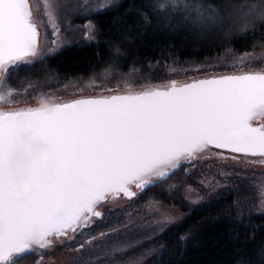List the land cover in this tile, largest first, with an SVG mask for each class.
Listing matches in <instances>:
<instances>
[{
    "label": "snow or ice",
    "instance_id": "1",
    "mask_svg": "<svg viewBox=\"0 0 264 264\" xmlns=\"http://www.w3.org/2000/svg\"><path fill=\"white\" fill-rule=\"evenodd\" d=\"M114 0H104L108 8ZM158 28H187L204 35L223 23L218 10H206L189 0H151ZM45 15L52 28V39L41 45L40 24L36 22L30 0H0V101L10 99L16 89L8 85L11 72L34 60L52 59L67 43L60 37L55 7L44 0ZM99 10V9H98ZM140 12L139 9H137ZM264 18L253 4L232 23L242 21V29L254 28ZM174 21V22H173ZM138 23L152 24L147 12H140ZM88 41L97 39L91 20L85 25ZM244 53L228 65L232 71L178 81L171 79L140 92L80 95L69 100L54 98L51 110L37 106L0 107V158L18 147L16 133L26 129L34 138L46 141L53 149L52 175L36 184L32 195L16 202L3 193L11 183L0 181V264H19L26 254L51 249L56 243L85 237L73 252L96 259L123 253L141 242L132 219L123 225L106 227L92 234L85 231L98 220L105 221L104 205L120 197L131 199L149 187H156L186 163L210 159L247 164H264V67L244 70ZM255 158V159H253ZM187 171V169H185ZM235 172L220 171L224 183ZM210 189L223 187L220 180L203 179ZM169 185V188H176ZM183 200L197 205L205 200L200 189L186 181ZM175 197V193H169ZM260 204L254 210L264 213V186ZM159 202L148 206L154 207ZM174 207V206H173ZM235 208V217L233 216ZM226 220L243 224L245 216L237 198L225 204L220 214ZM153 231L182 226L183 216L158 213ZM109 224L111 221L108 222ZM235 231V229H233ZM192 229L180 237L187 240ZM264 254V249H262ZM41 255L36 264H43ZM77 264V258H73Z\"/></svg>",
    "mask_w": 264,
    "mask_h": 264
},
{
    "label": "trees",
    "instance_id": "2",
    "mask_svg": "<svg viewBox=\"0 0 264 264\" xmlns=\"http://www.w3.org/2000/svg\"><path fill=\"white\" fill-rule=\"evenodd\" d=\"M150 2L120 0L113 8L91 16L89 19L97 28L94 43H73L52 59H37L23 65L11 72L8 85L17 91L30 84L51 83L49 89L53 90L70 82L99 84L108 77L140 75L162 80L168 77L165 66H202L204 71L214 70L222 68L229 58L264 52V18H258L254 28L232 27V17L238 10L255 4L259 12L264 8V0H189L202 4L206 10H218L224 18L221 26L204 35L193 34L184 27L158 28L155 14L148 6ZM137 9L147 12L153 23H138ZM182 168L165 183L143 191L138 198L139 206L159 202L187 214L179 229L171 228L161 236L159 257L146 264H264V215L248 216L243 212V224L235 218H221L224 205H232L236 200L234 193H224L212 204L191 209L168 191ZM240 196L241 202L253 201L244 188ZM189 229L193 235L181 240ZM36 255H25L19 263L33 262Z\"/></svg>",
    "mask_w": 264,
    "mask_h": 264
},
{
    "label": "rangeland",
    "instance_id": "3",
    "mask_svg": "<svg viewBox=\"0 0 264 264\" xmlns=\"http://www.w3.org/2000/svg\"><path fill=\"white\" fill-rule=\"evenodd\" d=\"M30 2L32 4L36 22L40 24L41 45H44L47 43L44 37L45 31H47L49 39L54 38L52 37L53 30L51 25L47 22L48 17L45 15L44 0H30ZM119 2L120 0H114L108 8H100V5L104 3V0H49V3L56 9V15L61 29L60 37L61 39H65L67 41V43L63 46V49L73 43H79L81 45L94 43L96 40L88 41L85 37V32L87 31L85 25H87L88 21L91 20L95 25L94 21L89 18L99 12L113 8ZM246 10L247 8L242 7L240 11L238 10L236 16ZM236 16H233L232 19ZM232 27H242V21H237L235 24L232 23ZM95 30V34H97L96 25ZM249 54L251 55L244 57L243 59L244 70L259 69L264 67V52H251ZM242 56L243 54L235 58H229L225 61L222 68L214 70L204 71L202 66L199 68L198 66H165L166 76L168 77L162 80H150L140 77V75H132L123 78L108 77L99 84L70 82L53 90L49 89L52 86L51 83L30 84L24 87L23 90L15 91L11 95L10 99L0 101V107L17 108L37 105L38 99L41 97H54L67 100L80 95L110 94L107 91L108 89L113 90V93L132 91L144 89L149 86L164 84L171 79L182 81L193 77L198 78L214 73L232 71L233 69L227 66L231 65ZM259 122H264V116L261 117ZM185 169H187V171H185ZM221 169L225 172H235L238 175L230 176L228 182L225 184L223 177L220 176ZM181 171L182 172L178 173V175L172 179L174 181L170 184L176 185L177 187L172 189L168 187V191L169 193H175V197L191 209L212 204L224 193H234L236 195V199L239 198L240 200V208L242 212L246 215H264V213L256 212L254 210L256 207H259L261 199L259 193L262 186H264V164H247L243 161L237 163L232 160L223 162L213 158L210 160L202 159L200 161H196L195 167H191L185 163ZM213 177L220 180L221 184L224 186L216 188L214 192H211V194L208 195L210 189L201 185L200 181L203 179H211ZM177 179L179 180L177 181ZM185 181L193 187L200 189L201 195L205 196V200L200 204L192 206L189 205L188 201L183 200L182 185ZM243 188L246 193L252 195L253 201H250L252 204L250 202H241L240 191ZM141 193L142 192L138 193L136 197L131 199L120 197L115 201L110 200L108 204L104 205L106 217L105 221L101 222L98 220L91 226V229L85 230H90L94 235L96 232L104 230L106 227L123 225L130 217L134 226H142L134 229L140 233L141 240V242L136 244L134 247L127 249L123 253H116L111 257L102 256L100 260H97V254L92 253L89 255V249L87 247L85 248L83 254L70 250L75 248L78 243H82L85 238L77 233L75 241L66 240L63 243H56L51 249H43L32 252L37 254L36 259L33 262L24 263L25 261L22 260L19 264H36L41 255L44 256L43 264H73L74 257L77 258V264H146L147 262L158 258L161 248L159 239L166 231L175 227L173 224L166 227L163 232H154L153 228L156 227L154 221L159 218L158 213L170 212L175 217H180L182 215L183 220L181 223L185 221L187 214L181 213L174 208L166 207L161 203H158L151 208L148 205L152 202L139 206L137 203ZM241 203H244V205H241ZM109 221H111L110 224L108 223Z\"/></svg>",
    "mask_w": 264,
    "mask_h": 264
},
{
    "label": "clouds",
    "instance_id": "4",
    "mask_svg": "<svg viewBox=\"0 0 264 264\" xmlns=\"http://www.w3.org/2000/svg\"><path fill=\"white\" fill-rule=\"evenodd\" d=\"M3 95V93H0ZM57 101L51 97L38 99L37 107L51 110ZM55 154L52 147L46 143H32L26 155L21 158V168L16 170L15 162H9L4 169V183L11 180L12 187L2 195L5 200L24 201L32 195L36 184L52 175Z\"/></svg>",
    "mask_w": 264,
    "mask_h": 264
},
{
    "label": "water",
    "instance_id": "5",
    "mask_svg": "<svg viewBox=\"0 0 264 264\" xmlns=\"http://www.w3.org/2000/svg\"><path fill=\"white\" fill-rule=\"evenodd\" d=\"M200 78V77H198ZM152 87V86H149ZM147 87V88H149ZM147 88L144 89H138V90H132V91H125V92H120V93H129V92H140L143 90H146ZM106 95V94H105ZM72 99V98H71ZM69 100V99H67ZM32 106H37V105H32ZM25 107V106H24ZM262 116L257 117L258 120ZM255 120V119H254ZM252 121L254 124H259L256 123L255 121ZM16 139L18 143V147L12 151H9L3 155L2 158H0V181L4 182V169L7 167L9 162H15V167L16 170L19 171L21 168V158L26 155L27 151L29 150V146L32 143H46V141L34 138L31 132H29L26 129H21L16 133ZM9 183H11V180L9 179Z\"/></svg>",
    "mask_w": 264,
    "mask_h": 264
},
{
    "label": "flooded vegetation",
    "instance_id": "6",
    "mask_svg": "<svg viewBox=\"0 0 264 264\" xmlns=\"http://www.w3.org/2000/svg\"><path fill=\"white\" fill-rule=\"evenodd\" d=\"M260 119H261V118H260ZM260 119H259V120H260ZM259 120H258V118H255L254 121H255L256 123H260Z\"/></svg>",
    "mask_w": 264,
    "mask_h": 264
}]
</instances>
